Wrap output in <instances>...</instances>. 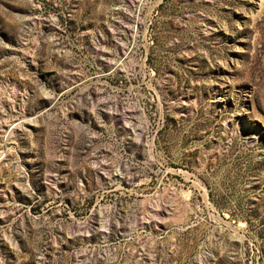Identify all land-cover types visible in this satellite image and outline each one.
I'll use <instances>...</instances> for the list:
<instances>
[{"label":"rangeland","instance_id":"obj_1","mask_svg":"<svg viewBox=\"0 0 264 264\" xmlns=\"http://www.w3.org/2000/svg\"><path fill=\"white\" fill-rule=\"evenodd\" d=\"M0 264H264V0H0Z\"/></svg>","mask_w":264,"mask_h":264}]
</instances>
